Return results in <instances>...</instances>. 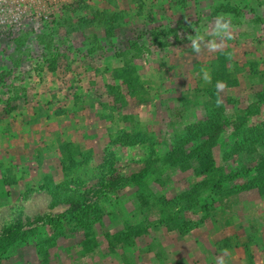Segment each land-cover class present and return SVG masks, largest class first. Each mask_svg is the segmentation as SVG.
<instances>
[{
    "label": "rangeland",
    "instance_id": "rangeland-1",
    "mask_svg": "<svg viewBox=\"0 0 264 264\" xmlns=\"http://www.w3.org/2000/svg\"><path fill=\"white\" fill-rule=\"evenodd\" d=\"M99 3L0 42V264H264V0Z\"/></svg>",
    "mask_w": 264,
    "mask_h": 264
},
{
    "label": "built area",
    "instance_id": "built-area-1",
    "mask_svg": "<svg viewBox=\"0 0 264 264\" xmlns=\"http://www.w3.org/2000/svg\"><path fill=\"white\" fill-rule=\"evenodd\" d=\"M91 0H0V40L10 56L22 49L65 52L75 49L73 38L59 39L58 24L64 8H77ZM42 58H36L41 64Z\"/></svg>",
    "mask_w": 264,
    "mask_h": 264
},
{
    "label": "trees",
    "instance_id": "trees-1",
    "mask_svg": "<svg viewBox=\"0 0 264 264\" xmlns=\"http://www.w3.org/2000/svg\"><path fill=\"white\" fill-rule=\"evenodd\" d=\"M114 17V15H108V14H105V13H100V12H96V13H94L93 15H92V20L93 21H97V22H104V23H106L107 22V19L108 20H111L112 18ZM106 35H110V30H109V28H106ZM52 60H51V62H53V63H55V59H54V57L53 58H51ZM131 70L130 69H128V70H126V71H123V73L121 74L122 75V78L124 79V82L126 83V84H128V82L127 81H125V78H124V74H128V76H130V74H131ZM132 79V81L133 82H135L136 81V79H133V78H131ZM129 85V84H128ZM61 217H64V215H61ZM55 221H57V220H55ZM59 222V221H58ZM16 235V234H15ZM22 239H23V237H21V236H18V235H16V236H14V235H10V236H8V237H5V238H3V239H0V247L2 248H4L5 246H9V245H11V244H16V243H20V241H22ZM6 243V244H5ZM9 244V245H8ZM6 249V248H5Z\"/></svg>",
    "mask_w": 264,
    "mask_h": 264
},
{
    "label": "crops",
    "instance_id": "crops-1",
    "mask_svg": "<svg viewBox=\"0 0 264 264\" xmlns=\"http://www.w3.org/2000/svg\"><path fill=\"white\" fill-rule=\"evenodd\" d=\"M92 1H95V3H96L95 5H97L98 7H101L100 9H103V8H104V9H105V8L109 9V7H106V6H103V4H100V3H99V0H92ZM116 1H117V4H118V3H120L121 0H116ZM120 5H121V3L119 4V6H120ZM112 8H113V7H112ZM121 8H122V7H121ZM121 8H120V9H121ZM111 10H112V9H111ZM122 10H123V9H122ZM0 42H2V40H0ZM0 45H1V43H0ZM0 48H1V49H0V53H2V52H3V51H2V48H3L2 45H1ZM50 51H51V50H50ZM59 61H60V60L56 61L57 64H59V63H58ZM36 64H37V63H36ZM167 248H169V245L167 246ZM167 248H166V250H167ZM193 249H194V248H193ZM173 251H174V250L171 249V250H170V253H172ZM98 255H100V254H98ZM102 255H103V254H102ZM102 255H101L100 258L98 257V258L101 259V260L104 259V256L102 257ZM179 259H182V258L179 257ZM102 262H103V261H102ZM181 262H182V261H181ZM183 263H184V262H183ZM183 263H182V264H183Z\"/></svg>",
    "mask_w": 264,
    "mask_h": 264
},
{
    "label": "clouds",
    "instance_id": "clouds-1",
    "mask_svg": "<svg viewBox=\"0 0 264 264\" xmlns=\"http://www.w3.org/2000/svg\"><path fill=\"white\" fill-rule=\"evenodd\" d=\"M217 26H218L219 28H223V29H225V30L228 28V25H227V24L220 25V24L218 23ZM193 47L195 48L196 51H199V46L195 43V41L193 42ZM220 264H223V260H222V259L220 260Z\"/></svg>",
    "mask_w": 264,
    "mask_h": 264
}]
</instances>
